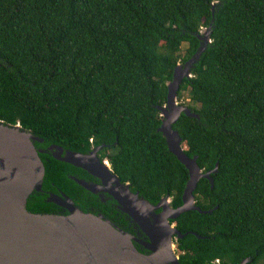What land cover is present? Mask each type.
Here are the masks:
<instances>
[{"label":"trees","instance_id":"1","mask_svg":"<svg viewBox=\"0 0 264 264\" xmlns=\"http://www.w3.org/2000/svg\"><path fill=\"white\" fill-rule=\"evenodd\" d=\"M206 28L212 41L178 94L188 92L200 118L183 113L174 128L204 172L217 163L219 171L214 188L202 178L195 190L197 204L212 211L176 220L187 233L177 241L180 262L264 264V0H0V121L43 139L35 145L46 173L29 211L66 214L53 201L58 186L124 215L66 176L70 162L54 155V146L82 153L93 143L111 151L105 156L134 192L182 205L189 171L158 131V106Z\"/></svg>","mask_w":264,"mask_h":264},{"label":"water","instance_id":"2","mask_svg":"<svg viewBox=\"0 0 264 264\" xmlns=\"http://www.w3.org/2000/svg\"><path fill=\"white\" fill-rule=\"evenodd\" d=\"M200 38L203 43L199 51L176 66L173 79L168 82L167 102L158 106L162 116L158 131L166 138L170 151L189 171L182 205L173 207L172 197L168 195L156 205L151 203L139 192H134L130 183H123L107 159L89 167L81 162L84 154L53 147L58 159L82 166L104 179L103 185L78 182L100 198L101 191L109 193L112 198L106 199H113L117 208L131 217L149 238L141 241L148 252L135 245V237L130 232L102 213L82 211L68 196L56 197L68 210L66 214L29 211L28 199L34 191L42 190L46 173L40 156L43 150L35 145L43 139L20 123L11 125L0 121V264H181L176 242L187 233L181 232L176 220L190 210L212 211L203 210L197 204L195 190L202 178L210 180L214 188L213 175L219 171L217 163L213 170L204 172L198 155L187 153L180 131L174 128L183 113L200 118L191 107L177 101L184 79L193 76L194 64L212 41L210 28H206ZM63 152L66 157H61ZM153 208H162V211L151 219L148 211ZM193 233L198 238L203 237ZM250 261L251 258H245L240 264Z\"/></svg>","mask_w":264,"mask_h":264},{"label":"flooded vegetation","instance_id":"3","mask_svg":"<svg viewBox=\"0 0 264 264\" xmlns=\"http://www.w3.org/2000/svg\"><path fill=\"white\" fill-rule=\"evenodd\" d=\"M101 146L99 145H95L94 143L92 144V148L91 150H87L83 155L82 159V163L86 164L89 167L94 166V163H96L97 165L102 163V161L104 159L109 160L108 156H105V154L111 153L110 150H105L103 149H99L98 151L95 152V150L97 148H99ZM61 157H66V152H63L61 154ZM62 160V159H60ZM67 163H69L68 161H66ZM110 162V160H109ZM71 164V166H69L68 168L65 169V174L66 176H68L70 179H75L77 182L80 180L81 181H86L89 182V184L92 185H103L104 184V179L101 178L100 176L91 173L88 169L82 167V166H78L74 163H69ZM97 167V166H96ZM98 168V167H97ZM56 192L55 194H53L54 199L53 201L56 202L58 205H60L61 207L65 208V206L62 205V203L60 202L59 199H56V197H64L66 194L70 195L72 197V195L68 192H65L64 190L60 189L58 186L56 187ZM76 194V197H72L73 199H77V201H80L81 203H83L86 207L91 208L93 211L95 209H103L106 213H108L109 215H111L113 218L116 219V221L121 222L122 224H124L131 232V234L135 237V245L143 252H148L147 249H144V245L141 241H145L148 240L149 238L145 235V233H143L142 229L139 227V225H137L133 219L131 217H129L127 214L124 215H120L115 209H113L112 207L110 208L107 205H103L102 203L98 202L96 199H94L88 192L84 193L82 192V190L77 191L74 190L73 191ZM100 196H101V200H105L106 197H111L109 195V193L101 191L100 192ZM53 198V197H52ZM112 198V197H111ZM52 200V199H51ZM92 201V202H91ZM159 203V202H158ZM157 203V204H158ZM172 203V200H171ZM162 211V208H153L152 210L148 211L149 215L151 216L150 218L152 219L153 216L157 213H160ZM178 251V250H177ZM180 253V251H178ZM212 264H223L222 259L217 258L215 260H213Z\"/></svg>","mask_w":264,"mask_h":264},{"label":"rangeland","instance_id":"4","mask_svg":"<svg viewBox=\"0 0 264 264\" xmlns=\"http://www.w3.org/2000/svg\"><path fill=\"white\" fill-rule=\"evenodd\" d=\"M203 31H205V29H203ZM203 31H202V32H203ZM186 49H187V44L184 43V45H183V47H182V50H181V52H180V54H181L182 56H184V55L186 54ZM181 63H183V62H181ZM177 101H178L179 104H181V105H185V106H189V104L192 103L191 100H190V98H189L188 92H184L182 98H179V96H178ZM195 106H196V107H199V104H197V105L195 104ZM189 107H190V106H189ZM177 249H178V248H177ZM176 252H177V254H179V256H180V253H179L178 251H176Z\"/></svg>","mask_w":264,"mask_h":264},{"label":"bare ground","instance_id":"5","mask_svg":"<svg viewBox=\"0 0 264 264\" xmlns=\"http://www.w3.org/2000/svg\"><path fill=\"white\" fill-rule=\"evenodd\" d=\"M176 244H177V242H176ZM178 250V249H177Z\"/></svg>","mask_w":264,"mask_h":264}]
</instances>
